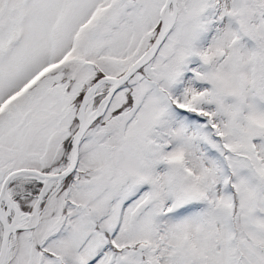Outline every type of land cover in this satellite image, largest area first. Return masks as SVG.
<instances>
[{
	"label": "snow or ice",
	"instance_id": "snow-or-ice-1",
	"mask_svg": "<svg viewBox=\"0 0 264 264\" xmlns=\"http://www.w3.org/2000/svg\"><path fill=\"white\" fill-rule=\"evenodd\" d=\"M0 264H264V0H0Z\"/></svg>",
	"mask_w": 264,
	"mask_h": 264
}]
</instances>
